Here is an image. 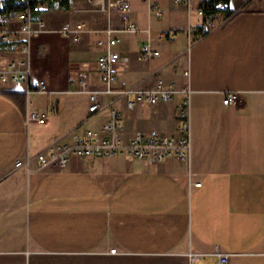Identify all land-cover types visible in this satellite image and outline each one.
Returning <instances> with one entry per match:
<instances>
[{
    "label": "crops",
    "instance_id": "0c3cea01",
    "mask_svg": "<svg viewBox=\"0 0 264 264\" xmlns=\"http://www.w3.org/2000/svg\"><path fill=\"white\" fill-rule=\"evenodd\" d=\"M156 1L162 18L144 0H130L139 30L119 34L118 50L129 60L118 63L117 86L153 87L159 80L190 86L191 159L151 164L74 155L66 169L39 168L37 153L74 143L84 128L100 129L114 107L126 140L152 129L180 135L184 100L178 94L129 109L124 97L106 95L88 119L89 96L69 92L68 78L84 69L101 86L103 34L74 41L59 29L85 21L50 6L48 31L30 39L31 83L43 80L50 91H32L26 82L0 85V264H211L216 248L229 253L228 264H264V0H230L192 46L185 36H157L200 23V0ZM149 37L160 55L139 61ZM17 44L0 33L4 64L22 55ZM228 92L236 102L224 103ZM32 109L46 111V123L28 121ZM192 253L204 255L192 260Z\"/></svg>",
    "mask_w": 264,
    "mask_h": 264
},
{
    "label": "built area",
    "instance_id": "2783aa9c",
    "mask_svg": "<svg viewBox=\"0 0 264 264\" xmlns=\"http://www.w3.org/2000/svg\"><path fill=\"white\" fill-rule=\"evenodd\" d=\"M62 0H18L19 9L16 11L6 9L10 0H0V33L4 42L18 43V51L21 56H12L5 64L0 59V85L7 82L30 83V90L38 92H49L45 81L31 83V44L30 39L40 33L48 31L46 14L52 3L59 4ZM89 7L87 11L102 13L110 11L114 6L120 13L121 27L111 25V14L109 25L103 29H91L86 22L73 24L65 23L59 31L64 35L72 37L78 41L81 36L90 31L101 32L103 36L98 40L103 52L98 56L97 68L100 74L101 86H94L89 79L88 72L84 69L71 73L68 81L69 92L86 93L89 96V117L99 113L103 108L102 98L106 95H119L124 97L126 106L134 109L137 104L149 103L157 104L169 102L178 94L184 96V100L179 111L180 135H166L157 129L150 132L137 131L134 136L126 140L123 135L124 122L121 111L114 107L110 111L108 120L100 129L84 128L76 135L74 143L55 142L47 149L37 153L36 159L39 168L66 169L72 156L81 158H111L124 156L128 161L136 159L146 160L148 163L156 164L169 157H177L181 160H190L192 154L191 142V107L190 99L192 89L190 86L179 87L175 83H167L159 80L153 87H124L118 88V63L128 61L129 58L118 50L121 41L120 33H136L139 28L131 17L130 0H87ZM148 3L149 11L154 12L158 18H162L163 10L156 0H144ZM178 4L190 5L192 0H174ZM212 0H200L197 14L201 17V22L188 27V36L196 40L208 34L215 26L214 17L219 11L228 9V3L221 1L217 4L216 13L208 12L209 4ZM13 20L17 23L11 27ZM147 32H150L148 29ZM24 35V39H13L12 36ZM175 31L161 33L157 38H167L175 36ZM193 40V41H194ZM20 43V44H19ZM160 55V51L153 45V39L149 37L141 43L137 53L139 61H149ZM189 72L186 71V75ZM236 93L228 92L224 98V103L236 102ZM48 113L40 110H30L28 121L46 123ZM84 124V123H83ZM83 125H80L81 127ZM27 159L26 163H29ZM24 164L18 162V165ZM198 185L201 183H197ZM203 253H192V260L199 259ZM209 255L217 256V261L211 264H228L229 253L216 248Z\"/></svg>",
    "mask_w": 264,
    "mask_h": 264
},
{
    "label": "rangeland",
    "instance_id": "374dc122",
    "mask_svg": "<svg viewBox=\"0 0 264 264\" xmlns=\"http://www.w3.org/2000/svg\"><path fill=\"white\" fill-rule=\"evenodd\" d=\"M71 1H72L71 9L79 15L78 16L79 21H85L89 28H97V29L106 28L109 25L108 19H109L110 14H111V21L110 22H111V25L113 27L118 28V25L121 23L120 13L118 12L117 9H115L114 6L110 7V9H111L110 11L108 10V11H105L102 13H95V12L87 11V8L89 7L87 0H71ZM56 6L59 9H61V7L59 5H56ZM62 9H64V8H62ZM64 10H70V9H64ZM193 20H194V23L197 22L196 20H198V17L194 15ZM188 27L189 26H186L185 28L184 27L183 28L177 27L176 30H172V31H175L177 37H179V38H182L183 36H185L186 41H187V45L192 46V43L195 40L192 38H189ZM188 41H189V43H188ZM18 47H19V45H18ZM188 72H189V68H188ZM189 75H188V77H189ZM188 77H187V79H188ZM192 105H193V102H192V97H191V99H190L191 109H192Z\"/></svg>",
    "mask_w": 264,
    "mask_h": 264
},
{
    "label": "trees",
    "instance_id": "16d2710c",
    "mask_svg": "<svg viewBox=\"0 0 264 264\" xmlns=\"http://www.w3.org/2000/svg\"><path fill=\"white\" fill-rule=\"evenodd\" d=\"M18 0H10L9 4L6 6V9L16 11L19 9V5L17 4ZM221 1L229 3L230 0H212V2L209 4L208 12L210 13H216L218 11V8H216L217 4H219ZM53 5H59L61 8L64 9H71L72 7V1L71 0H62L59 4L52 3Z\"/></svg>",
    "mask_w": 264,
    "mask_h": 264
}]
</instances>
